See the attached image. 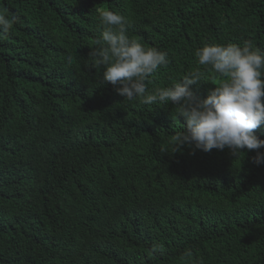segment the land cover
<instances>
[{
  "label": "trees",
  "instance_id": "16d2710c",
  "mask_svg": "<svg viewBox=\"0 0 264 264\" xmlns=\"http://www.w3.org/2000/svg\"><path fill=\"white\" fill-rule=\"evenodd\" d=\"M99 9L168 53L149 91L199 68L206 98L205 43L264 51V0H0L19 18L0 38V264H264L256 150L174 153L176 106L124 100L91 68Z\"/></svg>",
  "mask_w": 264,
  "mask_h": 264
},
{
  "label": "clouds",
  "instance_id": "9594fccd",
  "mask_svg": "<svg viewBox=\"0 0 264 264\" xmlns=\"http://www.w3.org/2000/svg\"><path fill=\"white\" fill-rule=\"evenodd\" d=\"M100 36L95 39L88 59L92 69H102L101 83H110L116 94L129 102L145 105L169 103L176 106V118H182L180 131L172 135L174 153L184 146L205 153L213 149L238 157L241 150H256L253 163L264 164V139L255 130L264 125V51L251 40L243 45L205 43L195 51L200 66H210L216 81L206 98H199L190 88L204 82L197 68L171 86L149 91L146 81L161 66L169 63L168 53L148 47L128 33L129 21L123 15L99 9ZM19 18L0 10V38L10 32ZM71 62V56L68 57ZM154 253L162 246L153 245ZM187 252L185 255L190 256ZM177 260L186 264L181 260Z\"/></svg>",
  "mask_w": 264,
  "mask_h": 264
}]
</instances>
